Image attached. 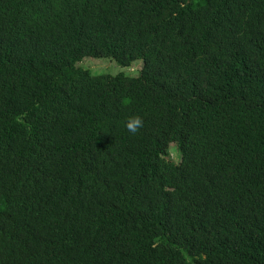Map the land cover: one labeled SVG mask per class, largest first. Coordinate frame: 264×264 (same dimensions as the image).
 <instances>
[{
	"label": "trees",
	"instance_id": "16d2710c",
	"mask_svg": "<svg viewBox=\"0 0 264 264\" xmlns=\"http://www.w3.org/2000/svg\"><path fill=\"white\" fill-rule=\"evenodd\" d=\"M81 1L0 0V264H264V0H94L51 28ZM20 42L48 74L15 62ZM65 82L84 112L64 130Z\"/></svg>",
	"mask_w": 264,
	"mask_h": 264
},
{
	"label": "clouds",
	"instance_id": "9594fccd",
	"mask_svg": "<svg viewBox=\"0 0 264 264\" xmlns=\"http://www.w3.org/2000/svg\"><path fill=\"white\" fill-rule=\"evenodd\" d=\"M34 1H35V4H34L33 8L35 9L37 6L38 0H34ZM94 4H95L94 0H82L79 3V5L75 11L68 9L67 13L65 15H63L62 17H60L58 19H51V22H50L51 28L53 30H55L56 32L62 33V34H66V33H69L71 31L75 30L77 25H78L77 24L78 18H79L80 23H81V19H86V21H87V15L91 13V8L93 7ZM46 9L48 10L49 8L47 7ZM0 16L1 17H4V16L7 17L5 14H2V12L0 13ZM84 25H82L80 27H83ZM51 28L47 25L37 26L36 29H37L38 33L36 35L38 37H40L41 39H44L48 42H51ZM11 50H13L12 52L15 55V59H14L15 62L19 63L20 65H22L25 68H29V69H32V70L38 72L40 76L48 74L47 72H49V67H47L41 61L37 60L33 56L32 52L29 50V48L23 44V42L16 43L15 45L12 46ZM88 60H91V59H88ZM10 62H11V56L8 55V53H6V52H1L0 53V67L4 64H8ZM139 65H142V63H140ZM89 70H91V69H89ZM91 71L93 72V70H91ZM130 74H131V72H130ZM132 76H135V75H132ZM60 79L59 78L56 79V82H59ZM68 84H69V82H65L63 84V87H62L61 93H60V95H62V99L57 98L60 102L59 109H62V111H63L62 116H64V118L62 120H60V123H62V125H66L64 130L66 128L70 127L69 122H75L76 121L75 120L76 115L83 114L82 112H84V110H81L78 108L76 100H71L70 98L68 99V97L73 92V91L69 92ZM103 89H105V86L103 87ZM66 94H68V97H65ZM35 95H36V93L32 87L22 85L19 88H16L14 90V92L12 94V96H13L12 101L16 105L19 106V105L26 103L32 97H36ZM54 98H56V97H54ZM89 101L93 104V106L91 104H89L86 100V101H84V103L86 104L87 109H90L92 107H93L92 109H94V106H96L94 103V98L90 99ZM73 115H74V117L69 120V116H73ZM125 127H126L127 131L135 134L137 132V130L142 127V118L139 115H134V116L129 117L125 123ZM65 133H66V138H69V139H75L78 137L77 131L75 129L66 130ZM166 152H167L168 156L170 158H172L173 160L178 159L179 158L178 144H176L172 141H169L168 146L166 148ZM229 170H230V167L225 166V167L220 169V173L224 174V173L228 172ZM207 239L210 240L209 237ZM159 242L160 241H158V243ZM153 247L154 248L157 247L156 243Z\"/></svg>",
	"mask_w": 264,
	"mask_h": 264
},
{
	"label": "rangeland",
	"instance_id": "374dc122",
	"mask_svg": "<svg viewBox=\"0 0 264 264\" xmlns=\"http://www.w3.org/2000/svg\"><path fill=\"white\" fill-rule=\"evenodd\" d=\"M112 63V66H111ZM141 63V62H140ZM85 68L93 70V74L97 76L110 75L116 76L120 73H125L127 75H136L141 69L142 65L134 66L133 68L123 69L109 60H86L84 63ZM131 72V74H130ZM172 159V158H171ZM173 160V159H172ZM175 161V160H174Z\"/></svg>",
	"mask_w": 264,
	"mask_h": 264
}]
</instances>
